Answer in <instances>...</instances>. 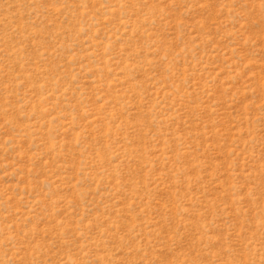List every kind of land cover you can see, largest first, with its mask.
<instances>
[{"label":"rangeland","instance_id":"rangeland-1","mask_svg":"<svg viewBox=\"0 0 264 264\" xmlns=\"http://www.w3.org/2000/svg\"><path fill=\"white\" fill-rule=\"evenodd\" d=\"M0 264H264V0H0Z\"/></svg>","mask_w":264,"mask_h":264}]
</instances>
